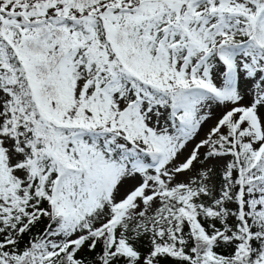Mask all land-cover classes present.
<instances>
[{"label": "snow or ice", "instance_id": "obj_1", "mask_svg": "<svg viewBox=\"0 0 264 264\" xmlns=\"http://www.w3.org/2000/svg\"><path fill=\"white\" fill-rule=\"evenodd\" d=\"M0 264H264V0H0Z\"/></svg>", "mask_w": 264, "mask_h": 264}]
</instances>
